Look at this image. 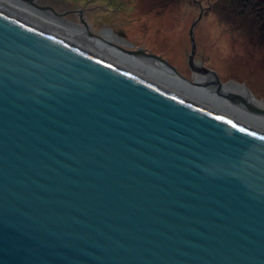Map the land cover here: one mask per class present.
Segmentation results:
<instances>
[{
	"label": "water",
	"instance_id": "obj_1",
	"mask_svg": "<svg viewBox=\"0 0 264 264\" xmlns=\"http://www.w3.org/2000/svg\"><path fill=\"white\" fill-rule=\"evenodd\" d=\"M129 74L0 7V264H264V137Z\"/></svg>",
	"mask_w": 264,
	"mask_h": 264
},
{
	"label": "rangeland",
	"instance_id": "obj_2",
	"mask_svg": "<svg viewBox=\"0 0 264 264\" xmlns=\"http://www.w3.org/2000/svg\"><path fill=\"white\" fill-rule=\"evenodd\" d=\"M30 1L51 20L69 29L79 26L119 51L139 48L160 57L152 61L170 67L189 84L196 83L188 63L192 29L194 67L212 71L222 85H244L264 104V0Z\"/></svg>",
	"mask_w": 264,
	"mask_h": 264
},
{
	"label": "bare ground",
	"instance_id": "obj_3",
	"mask_svg": "<svg viewBox=\"0 0 264 264\" xmlns=\"http://www.w3.org/2000/svg\"><path fill=\"white\" fill-rule=\"evenodd\" d=\"M10 2L13 4L6 0H0V7L16 14L27 23L47 31L63 41L71 43L75 47L82 48L97 57H101L113 63L117 67L140 78V80H145L159 87L161 90L175 96L177 99H181L191 108L204 110L217 117H222L228 122L231 121V123H234L236 126L264 137V116L247 112L242 105L233 103L230 98L226 97L227 94H238L250 101H254L259 107L263 108L264 104L254 99L244 85L236 83L235 81H229L222 85L218 80H213L210 73L206 76L200 71H194L193 73V79H195L196 83L190 82L189 84L184 81V78L174 73L170 67L162 65L155 60L152 61L150 57L133 56L125 53L123 50L119 51V49L112 46V44L109 46L102 43L101 39L89 37V32L81 31L79 26L70 27L74 30L72 31L60 22L51 20V18H48L47 12L39 10L30 0H10ZM20 6H27L30 8L25 9ZM208 78L210 80H208ZM222 103H224L225 106ZM245 116H251L256 122H250Z\"/></svg>",
	"mask_w": 264,
	"mask_h": 264
},
{
	"label": "snow or ice",
	"instance_id": "obj_4",
	"mask_svg": "<svg viewBox=\"0 0 264 264\" xmlns=\"http://www.w3.org/2000/svg\"><path fill=\"white\" fill-rule=\"evenodd\" d=\"M218 119H220V117H218ZM229 123H231V121H229ZM233 127H236L235 124H232ZM241 131H244V129H240Z\"/></svg>",
	"mask_w": 264,
	"mask_h": 264
},
{
	"label": "trees",
	"instance_id": "obj_5",
	"mask_svg": "<svg viewBox=\"0 0 264 264\" xmlns=\"http://www.w3.org/2000/svg\"><path fill=\"white\" fill-rule=\"evenodd\" d=\"M257 3H260V2H259V1H257V2H256V4H257ZM251 7H253V6L251 5Z\"/></svg>",
	"mask_w": 264,
	"mask_h": 264
},
{
	"label": "flooded vegetation",
	"instance_id": "obj_6",
	"mask_svg": "<svg viewBox=\"0 0 264 264\" xmlns=\"http://www.w3.org/2000/svg\"><path fill=\"white\" fill-rule=\"evenodd\" d=\"M115 37V36H114ZM119 39V38H118Z\"/></svg>",
	"mask_w": 264,
	"mask_h": 264
}]
</instances>
